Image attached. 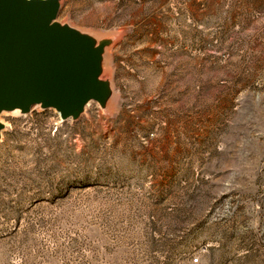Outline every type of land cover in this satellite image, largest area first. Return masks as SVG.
Here are the masks:
<instances>
[{
    "label": "rangeland",
    "instance_id": "obj_1",
    "mask_svg": "<svg viewBox=\"0 0 264 264\" xmlns=\"http://www.w3.org/2000/svg\"><path fill=\"white\" fill-rule=\"evenodd\" d=\"M59 3L103 91L0 113V264H264V0Z\"/></svg>",
    "mask_w": 264,
    "mask_h": 264
},
{
    "label": "water",
    "instance_id": "obj_2",
    "mask_svg": "<svg viewBox=\"0 0 264 264\" xmlns=\"http://www.w3.org/2000/svg\"><path fill=\"white\" fill-rule=\"evenodd\" d=\"M59 14V0H0V113L45 105L65 120L101 98L102 48L62 29Z\"/></svg>",
    "mask_w": 264,
    "mask_h": 264
},
{
    "label": "built area",
    "instance_id": "obj_3",
    "mask_svg": "<svg viewBox=\"0 0 264 264\" xmlns=\"http://www.w3.org/2000/svg\"><path fill=\"white\" fill-rule=\"evenodd\" d=\"M198 262H199V259H198V258H194V259H193V263L196 264V263H198Z\"/></svg>",
    "mask_w": 264,
    "mask_h": 264
},
{
    "label": "bare ground",
    "instance_id": "obj_4",
    "mask_svg": "<svg viewBox=\"0 0 264 264\" xmlns=\"http://www.w3.org/2000/svg\"><path fill=\"white\" fill-rule=\"evenodd\" d=\"M27 1H29V0H27Z\"/></svg>",
    "mask_w": 264,
    "mask_h": 264
}]
</instances>
